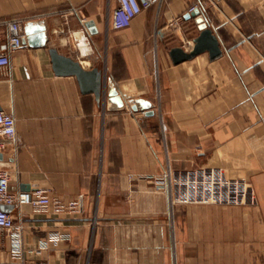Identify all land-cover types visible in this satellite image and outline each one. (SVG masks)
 Segmentation results:
<instances>
[{
	"label": "crops",
	"instance_id": "obj_1",
	"mask_svg": "<svg viewBox=\"0 0 264 264\" xmlns=\"http://www.w3.org/2000/svg\"><path fill=\"white\" fill-rule=\"evenodd\" d=\"M115 5L0 0V51L9 57L0 110L16 118L18 140L0 167L13 190L82 200L79 213L63 215L11 205L25 251L15 259L3 238L0 264H264V0H151L120 30L110 24ZM192 5L222 53L174 64L168 50L189 51L198 34L186 16ZM176 16L185 19L170 29ZM16 18L23 29L42 21L46 45L10 49L7 22ZM50 47L102 71L99 99L74 76L54 74ZM108 82L122 109L108 106ZM166 171L171 189L156 191L153 177ZM218 175L243 182L253 201L212 202L206 183ZM54 231L65 237L51 240Z\"/></svg>",
	"mask_w": 264,
	"mask_h": 264
},
{
	"label": "built area",
	"instance_id": "obj_2",
	"mask_svg": "<svg viewBox=\"0 0 264 264\" xmlns=\"http://www.w3.org/2000/svg\"><path fill=\"white\" fill-rule=\"evenodd\" d=\"M151 3V0H116V5L111 12L110 24L115 30L130 26L133 19ZM199 5H192L186 9V16ZM185 19L184 16L173 17L168 25L170 29L179 27ZM9 32L10 49L19 48L24 38L23 20L16 18L7 22ZM189 49V47H187ZM9 57L6 52L0 51V68L6 67ZM18 145L16 134V118L10 113L0 110V153L9 147ZM172 174L166 171L161 177H153V185L156 191H170L172 186ZM11 172L0 167V204L12 205L20 213L24 206H29L33 214H76L82 209L81 198L64 200L48 193L44 189H32L29 191L13 190L10 187ZM177 183V180L173 181ZM210 187V199L220 204H242L247 200L253 201L248 189L241 181H228L220 175L206 183ZM23 224L16 220L11 213L0 209V247L3 238H7L12 257L22 259L25 247L22 241ZM65 235L54 231L51 240L64 238ZM47 241H42L35 249L40 253L47 247ZM30 264H46L41 259H35Z\"/></svg>",
	"mask_w": 264,
	"mask_h": 264
},
{
	"label": "water",
	"instance_id": "obj_3",
	"mask_svg": "<svg viewBox=\"0 0 264 264\" xmlns=\"http://www.w3.org/2000/svg\"><path fill=\"white\" fill-rule=\"evenodd\" d=\"M190 15L195 18L198 34L193 38V45L189 51H185L179 46L171 47L168 50V55L174 64L190 60L204 52L208 53L210 59H214L222 53L217 36L208 26L204 17L200 15L199 9L195 8ZM85 25L90 32L96 31L94 25L90 21L85 23ZM24 33L25 37L22 40L23 44H27L31 47H43L46 45L47 39L42 21H27L24 24ZM48 53L55 75L74 76L82 94L91 93L99 99L103 93L106 82L102 71L98 67L86 69L70 56L59 53L54 47H50ZM107 95V104L111 109L117 110L124 107L116 88L110 82H108L107 85ZM138 103H140L144 109L152 107V104L144 100H138ZM132 108L136 109V105ZM148 113L152 114L153 112L149 111ZM0 209L9 212L11 205L0 204Z\"/></svg>",
	"mask_w": 264,
	"mask_h": 264
}]
</instances>
